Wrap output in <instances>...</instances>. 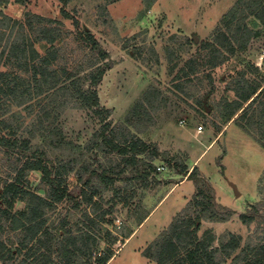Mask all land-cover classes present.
<instances>
[{
	"label": "rangeland",
	"instance_id": "374dc122",
	"mask_svg": "<svg viewBox=\"0 0 264 264\" xmlns=\"http://www.w3.org/2000/svg\"><path fill=\"white\" fill-rule=\"evenodd\" d=\"M239 2L69 0L65 5L60 0H8L1 5L6 15L19 22L28 23L27 19L34 17L40 29L42 25L60 28L63 36L57 44L62 45L61 61L67 62L71 69L92 54L77 32L86 28L93 33L99 45L109 52L113 64L98 85V92L101 104L113 109L111 120L114 122L126 121L131 108L147 91L156 90L160 95L153 106L148 105L150 117L143 130L138 132L148 143L159 145L161 157L154 162L157 167L164 168H157V182L148 187L141 182L130 184L123 191V195L129 196L127 202L121 199L123 195L114 197L113 189L96 196L100 205L109 210V222L94 227L98 238L92 247L93 257L76 254L72 264H98L97 255L110 247L114 255L107 264H132L136 260L134 248L152 238L153 233H162L189 206V202L183 200L189 198L191 201L196 188L185 173L189 174L197 165L213 189L212 197L216 204L234 211L227 221H202L198 233L211 228L218 237L227 234L228 238L230 231L246 240L255 229L257 223L248 226L240 220V215L249 205L264 201V195L258 192L259 180L264 175V147L257 131L253 132L252 128L248 132L243 128L245 122L242 117L235 120L239 113L229 124L226 121L240 100H234L237 97L235 79L244 77L245 81L264 86V64L258 65L264 49V24L254 15H248L245 22L252 35L246 45L242 48L235 46V52L222 65L211 67L201 64L188 76L190 78L183 87L180 85L185 79L182 78L185 77L182 69L185 67L188 71L187 61L194 55H198L200 62L204 61L202 43L213 40L218 29H227L226 15ZM239 16L242 18L244 15L240 13ZM26 31L36 42L35 47L44 54L49 44L36 39L40 32L29 29V25ZM15 69L12 63L4 60L0 63V73L7 70L15 72ZM88 71L80 72L79 77H84ZM88 83L82 79L80 86L87 87ZM45 98L33 109H29L28 104L20 106L13 99L8 100L0 109V121L7 120L1 125L0 135L19 142L26 139L33 149L39 146L55 161L78 155L69 148L51 146L44 140V135L48 129L57 126L67 139L84 145L101 125L98 116L83 108L77 96L61 93L58 98ZM224 98L230 101L220 104ZM197 99H201V103ZM218 104L220 115L216 108ZM5 125L9 130L16 129V133H9ZM199 126H202L201 130ZM200 131L202 133L198 134ZM8 149L0 144L1 181L11 179V175L16 173L13 161L20 155ZM92 155L101 156L102 153L87 152V156ZM29 178L32 189L43 194V190L37 187L40 172H31ZM186 179L189 182L177 188ZM75 182L76 177L70 173L67 183L73 185ZM261 183L264 185V180ZM124 184L123 181L118 182L120 186ZM160 202L159 210L149 219L148 213ZM25 208L26 201H15V210ZM93 208L87 204L74 208L73 202L66 200L56 209H47L46 227L50 233L42 238L52 236V241L47 239L49 243L43 244L39 253L51 247L50 255L54 260L51 264L59 263L61 259L55 249L62 242L68 243V235H77L80 227L90 224L89 217L100 212H94ZM190 210L191 206L185 215H192L193 209ZM85 211L89 217L84 216ZM108 231L117 238L115 242H110L106 235ZM130 233L139 234L121 250L125 237ZM25 258L26 255H20L16 264ZM27 260L31 261L30 258ZM225 264H232V259Z\"/></svg>",
	"mask_w": 264,
	"mask_h": 264
},
{
	"label": "trees",
	"instance_id": "16d2710c",
	"mask_svg": "<svg viewBox=\"0 0 264 264\" xmlns=\"http://www.w3.org/2000/svg\"><path fill=\"white\" fill-rule=\"evenodd\" d=\"M7 1L0 0V63L4 60L14 64L16 69L15 72L7 70L0 73V109L10 99L20 106L28 104L29 109H33L45 97L58 98L61 93H65L77 96L83 108L90 109L98 116L101 125L84 145L67 139L57 126L48 129L44 135L48 144L78 153L58 161L39 146L33 149L26 139L19 142L15 138L0 135L2 146L20 154L13 161L16 173L11 175V179L1 181L0 178V263L16 264L18 257L23 254L26 258L17 264H51L54 261L50 255L53 248L49 247L39 253L41 246L48 242L47 239L52 241V236L42 238L50 233L46 227L47 209H56L59 203L70 200L74 208L87 204L94 206V212L100 211L93 217H89L85 211L84 216L89 217L90 224L80 227L77 235H68V243L62 242L55 249L61 259V263L57 264H72L76 254L93 257L92 247L98 238L94 227L109 222V210L100 205L96 196L113 189L116 197L123 195L130 184L141 182L148 187L157 182L159 172L154 161L161 157L159 145L148 143L138 132L143 130L150 117L148 105L153 106L160 95L156 90L147 91L131 108L126 121L114 122L111 120L113 109L101 104L98 92V85L113 64L109 52L99 45L93 33L86 28L77 32L83 38L84 46L90 47L92 54L85 62L71 69L67 62L61 61L62 45L57 44L63 36L62 30L52 25H42L40 29L34 17L27 19L29 24L12 19L1 7ZM60 1L65 5L69 2ZM240 13L244 15L242 18ZM250 14L264 24V0H240L226 15L227 29H218L213 40L202 43L204 61L200 62L198 55L187 61L188 71L185 67L182 69V76H185L182 77L185 78L183 83H180L182 87L190 78L188 76L201 64L211 67L222 65L235 52V46L242 48L246 45L252 35L245 22ZM18 24L19 27H16ZM28 25L29 29L40 32L36 38L39 42L49 44L44 54L40 53L35 47L36 42L28 35ZM82 71L88 73L79 77ZM27 72L30 74L26 75ZM82 79L88 80L87 87L80 86ZM235 83L237 97L234 100H240L226 123L239 112L235 120L242 117L245 122L243 128L248 132L252 128L253 132L257 131L264 147V86L245 81L244 77L235 79ZM201 101L197 99V102ZM225 101L230 99L224 98L220 104ZM217 106L219 112V104ZM5 122L7 120L0 121V128ZM7 127L5 125L4 128ZM9 133H16V129L9 130ZM94 151L102 155L87 156V152ZM33 171L40 172L37 187L43 190V194L31 187L29 176ZM70 173L76 177L73 185L67 183ZM185 175L193 180L196 188L194 197L188 203L193 214L185 215L189 206L182 214H178L160 238L144 250V255L154 259L157 264H225L229 259H232V264H264V201L249 205L240 215V220L248 226L257 223L246 240H243L242 235L230 231L228 238L227 234L218 237L211 228L200 237L198 232L203 220L227 221L234 211L216 204L212 197L213 189L197 166L189 174L186 171ZM263 180L264 175L258 186V192L262 195ZM119 181L125 184L120 186ZM128 197L123 195L121 199L127 202ZM16 200L26 201V208L15 210ZM106 235L110 237V242L117 239L111 236L110 231ZM113 255L110 247L105 253L97 255V263L107 264Z\"/></svg>",
	"mask_w": 264,
	"mask_h": 264
},
{
	"label": "crops",
	"instance_id": "0c3cea01",
	"mask_svg": "<svg viewBox=\"0 0 264 264\" xmlns=\"http://www.w3.org/2000/svg\"><path fill=\"white\" fill-rule=\"evenodd\" d=\"M239 113V112H238ZM237 115V114H236ZM236 115L234 116V117H236ZM234 119V118H233ZM230 122H228V124H229ZM183 125V124H182ZM227 125V124H226ZM225 126V125H224ZM224 130V129H223ZM222 130V131H223ZM198 131V130H197ZM202 133V131H200V132H198V134H201ZM220 134H221V132H220ZM219 135V134H218ZM217 138V137H216ZM206 151V149L204 150V152ZM204 152L202 153V155L204 154ZM201 155V156H202ZM200 156V157H201ZM199 157V158H200ZM199 158L198 159H196V162H194V163H197L198 162V160H199ZM198 166V165H197ZM187 182H189V180L188 179H186V180H183V181H181L180 182V184H178L177 185V188H179L180 186H183V185H185V184H187ZM177 188L176 189H174V191H173V193L177 190ZM192 192V191H191ZM194 192V191H193ZM172 193V194H173ZM183 202H190V199L189 198H184V200H183ZM161 203L162 202H160V203H158L149 213H148V218L150 219L151 218V216L152 215H154L158 210H159V207L161 206ZM203 222H206V220H203ZM215 223H220V222H215ZM157 232H159V230L157 231ZM139 233H130V236H128V237H125V240H126V242L122 245V247H121V250L123 249V247L128 243V242H130L132 239V237H136L137 235H138ZM216 234V233H215ZM150 235H152L151 233H150ZM162 235V233H153V236H151L152 238H150V239H148V240H146V242L145 243H143V245H141L142 243H140L136 248H134V251H133V254H134V256L136 257V260L135 261H133V263L132 264H157V262L154 260V259H151V258H149V257H147L146 255H144V250L151 244V243H153L155 240H157L158 238H160V236ZM198 235L200 236V237H202L203 235H204V233H198ZM216 243H217V241H216ZM141 245V246H140ZM121 250L119 251V252H121Z\"/></svg>",
	"mask_w": 264,
	"mask_h": 264
},
{
	"label": "built area",
	"instance_id": "2783aa9c",
	"mask_svg": "<svg viewBox=\"0 0 264 264\" xmlns=\"http://www.w3.org/2000/svg\"><path fill=\"white\" fill-rule=\"evenodd\" d=\"M262 64H264V49L261 50L260 56H259V62L258 65L261 66ZM184 120L181 121V123H183ZM199 129H202V126H199ZM158 170H162L164 168V166H158L157 167Z\"/></svg>",
	"mask_w": 264,
	"mask_h": 264
}]
</instances>
